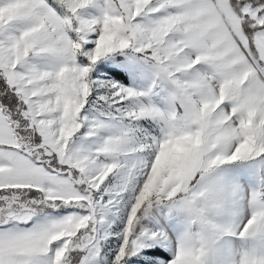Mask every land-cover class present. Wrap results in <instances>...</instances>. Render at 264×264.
<instances>
[{
  "label": "snow or ice",
  "instance_id": "1",
  "mask_svg": "<svg viewBox=\"0 0 264 264\" xmlns=\"http://www.w3.org/2000/svg\"><path fill=\"white\" fill-rule=\"evenodd\" d=\"M0 264H264V0H0Z\"/></svg>",
  "mask_w": 264,
  "mask_h": 264
}]
</instances>
